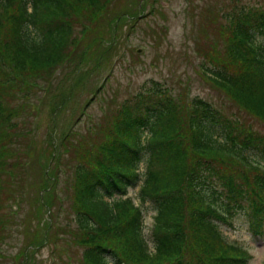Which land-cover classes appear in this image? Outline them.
Returning a JSON list of instances; mask_svg holds the SVG:
<instances>
[{"label":"trees","instance_id":"obj_1","mask_svg":"<svg viewBox=\"0 0 264 264\" xmlns=\"http://www.w3.org/2000/svg\"><path fill=\"white\" fill-rule=\"evenodd\" d=\"M139 1L0 0V249L8 226L3 193L12 197L14 177L24 184L36 159L28 133L18 128L27 108L10 105L16 92L49 85L68 59L107 62L123 24L133 22L129 34L145 9ZM235 1L200 17L195 51L203 52L206 80L264 132V0ZM76 69L63 91L49 85L53 113L64 111L84 85L87 70L77 77ZM150 83L116 99L101 115L109 114L107 121L83 134L49 128L30 217L41 221L26 247L40 246L54 226L58 251L81 248L77 264H248L249 250L229 242L220 227L238 213L253 236L264 233V134L248 121H230L207 100ZM68 153L72 180L61 197L66 186L56 187L57 169ZM50 162L57 168L46 173ZM139 179L137 204L113 196ZM146 203L152 250L141 235Z\"/></svg>","mask_w":264,"mask_h":264},{"label":"rangeland","instance_id":"obj_2","mask_svg":"<svg viewBox=\"0 0 264 264\" xmlns=\"http://www.w3.org/2000/svg\"><path fill=\"white\" fill-rule=\"evenodd\" d=\"M239 1L253 4L256 0ZM117 2L124 5L126 0H117ZM141 2L147 3V5L140 12L139 20L134 23L133 30L129 34V26L133 22L123 24L121 28L123 33L120 37L114 38L115 49L111 50L113 53L107 62L102 59L100 66L97 67L94 59L84 60V62L80 58L68 59L65 63L66 67L64 66V69L60 68L54 73L51 78L52 84H49L51 90H58L59 88L58 91H63L64 87L70 86L68 81L66 84L63 83H65L71 69L77 66V77L82 76L83 71L87 70L84 72V85L78 87L79 91H76L75 98L67 101V108L64 111H57V113L51 111L47 102L48 97H45L49 85L42 83L41 88H30L27 91L20 82L15 83L23 87L18 89L16 97L10 105L20 109L27 108L28 113L23 119H19V122H22L18 128L28 133L27 137L32 142L28 145L29 148H31V144L35 146L36 159L27 166L29 177H27V181L23 182L24 184L18 183L17 176L14 175L12 197L9 196V192H7L9 194L3 193L8 226L7 235L2 241L3 244L0 249L2 253L0 264H77V259L80 256L81 248L78 245L69 247L70 253L58 251V245L55 248L57 235H53L55 234L54 226L52 231H47L48 237L40 246L26 247L29 242L28 237L36 224L41 221L30 217L33 215L32 212L36 204L32 197L37 192L35 184L42 176L40 175V165L44 161L42 159L43 150L48 146L47 139L51 133L48 132L50 127H55L57 133L59 131L71 133L72 130H76L83 134L86 129L95 127L97 123L101 125L107 121L109 114L101 115L109 111L110 108L112 109L116 99L120 101L143 84H151V81L167 84L169 88H173L176 92L181 91L189 98L196 96L207 100L230 121L232 119L243 123L250 120V117L244 112L237 110V107L229 101L222 91L215 89L206 80L202 70V58L200 57L203 52L196 54L195 51L194 38L200 17L203 15L211 16L212 11L210 9H214L215 6L216 8L220 5L222 7L228 6L236 1L141 0ZM30 31L33 33L32 30ZM214 31L215 27L213 26L210 28L211 39L214 38ZM125 33L128 34L127 37H125ZM257 39L259 40V38ZM100 85L104 86L102 91L96 90ZM248 122L253 129L264 134L256 125ZM258 126L261 127L259 124ZM95 138L98 139L99 137L95 136ZM15 146H17L15 143L12 144V147ZM69 154L62 157L61 163L58 162L60 164L57 169L59 176L56 187L66 186L62 189L63 192L59 191L61 197L69 195L68 186L72 180V168L70 169V166L71 164L73 166L74 163L69 160ZM52 166L55 171L57 166L50 162L46 173ZM138 168L141 172L144 171L142 161L138 163ZM136 190L137 188L130 190L124 197L130 193L136 194ZM5 193L7 196L4 197ZM134 202L137 203V200ZM143 210L141 235L146 240L149 249L152 250L153 245L149 231L153 212L148 209L147 203ZM0 215L4 216V213L0 212ZM42 216L46 220V214L41 213L40 217L42 218ZM65 216L66 212L61 213L62 219ZM251 230L248 218L238 213L229 219V223H221L220 227L221 233L229 242L238 243L249 250L252 258L248 264H264V233L260 237L253 236ZM57 244L62 245V242Z\"/></svg>","mask_w":264,"mask_h":264},{"label":"bare ground","instance_id":"obj_3","mask_svg":"<svg viewBox=\"0 0 264 264\" xmlns=\"http://www.w3.org/2000/svg\"><path fill=\"white\" fill-rule=\"evenodd\" d=\"M140 184L136 183L134 185H129L125 188V190L123 191H118V192H115L113 193V196H119V195H123V194H126V193H129L130 190H133L134 188H137L136 190V195L138 194V190H139V186Z\"/></svg>","mask_w":264,"mask_h":264},{"label":"water","instance_id":"obj_4","mask_svg":"<svg viewBox=\"0 0 264 264\" xmlns=\"http://www.w3.org/2000/svg\"><path fill=\"white\" fill-rule=\"evenodd\" d=\"M140 51V49L138 50V52Z\"/></svg>","mask_w":264,"mask_h":264}]
</instances>
